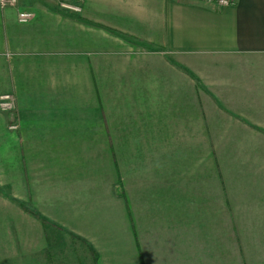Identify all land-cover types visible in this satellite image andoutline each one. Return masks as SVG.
<instances>
[{
    "label": "crops",
    "instance_id": "1",
    "mask_svg": "<svg viewBox=\"0 0 264 264\" xmlns=\"http://www.w3.org/2000/svg\"><path fill=\"white\" fill-rule=\"evenodd\" d=\"M7 93L0 264H264V0L0 6Z\"/></svg>",
    "mask_w": 264,
    "mask_h": 264
},
{
    "label": "built area",
    "instance_id": "2",
    "mask_svg": "<svg viewBox=\"0 0 264 264\" xmlns=\"http://www.w3.org/2000/svg\"><path fill=\"white\" fill-rule=\"evenodd\" d=\"M19 0H0V6L1 7H7V6H16L18 4ZM80 1V0H79ZM206 2H211V3H216L219 5H230L234 4L237 0H202ZM62 7L65 9H69L72 11H80V5L78 3H68V2H63L61 3ZM32 18V13L28 11H21L18 14V20L21 23L28 22ZM13 108V97L11 94H3L0 96V110L2 111H9ZM14 109V108H13ZM12 128H15L16 125L12 124Z\"/></svg>",
    "mask_w": 264,
    "mask_h": 264
},
{
    "label": "rangeland",
    "instance_id": "3",
    "mask_svg": "<svg viewBox=\"0 0 264 264\" xmlns=\"http://www.w3.org/2000/svg\"><path fill=\"white\" fill-rule=\"evenodd\" d=\"M2 111V110H1ZM14 111H15V109H11V110H9V111H7V112H5V111H3L4 113H6L7 115H12L13 113H14ZM12 125V124H11ZM4 173H0V175H3ZM7 195H9V196H12L13 195V192H12V190H8V192H7Z\"/></svg>",
    "mask_w": 264,
    "mask_h": 264
}]
</instances>
